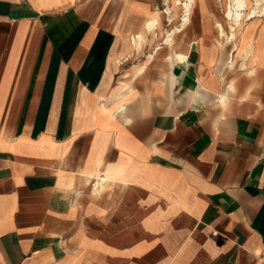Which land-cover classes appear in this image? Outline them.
Returning a JSON list of instances; mask_svg holds the SVG:
<instances>
[{"label":"crops","instance_id":"0c3cea01","mask_svg":"<svg viewBox=\"0 0 264 264\" xmlns=\"http://www.w3.org/2000/svg\"><path fill=\"white\" fill-rule=\"evenodd\" d=\"M202 6L148 53L153 0H0V264H264V26Z\"/></svg>","mask_w":264,"mask_h":264},{"label":"bare ground","instance_id":"6f19581e","mask_svg":"<svg viewBox=\"0 0 264 264\" xmlns=\"http://www.w3.org/2000/svg\"><path fill=\"white\" fill-rule=\"evenodd\" d=\"M196 1L197 0H176V5H181L183 8V13L181 15V22L178 25H173L171 29L167 30L166 32L167 38L165 40L166 44L172 45L176 34L183 31L190 23L191 14ZM249 1L251 0H229L228 9L225 11V16H224L230 25L229 31L226 30L223 23L221 22L217 23L219 35L222 38H225L226 43H233L232 45L234 46V50H238L239 48L238 39H240L239 34L244 23H246L249 20H253L257 17L264 16V0H253V5L251 6L249 5ZM171 2L172 0H164V3L167 5L166 11L169 14L168 17L172 24L174 19L172 15L173 6ZM160 21H161L160 13L156 14L154 18L149 19V21L145 24V33H149V34L156 33ZM158 48L155 49V51H157ZM253 48H254L253 45H248L243 50V54H245L246 59H250L253 56ZM151 57H154L153 53L150 54V58ZM185 58L186 55L183 53L175 54V60H185ZM229 63L232 65L234 64V60L232 57L229 59ZM243 65L245 66V64Z\"/></svg>","mask_w":264,"mask_h":264},{"label":"rangeland","instance_id":"374dc122","mask_svg":"<svg viewBox=\"0 0 264 264\" xmlns=\"http://www.w3.org/2000/svg\"><path fill=\"white\" fill-rule=\"evenodd\" d=\"M38 4H44L46 3L47 5H54L57 4L59 2L65 1V0H36ZM202 1V8H203V13L206 14V16L210 13L211 17L216 21V28H217V23L221 22L223 23L224 27L226 28L227 31L230 30V25L228 23V21L226 20L225 16V11L228 9V4H229V0H201ZM154 5H155V9L158 10L160 12L161 15V21L160 24L158 25V29L156 31V33L158 34L157 39L152 38V42H147V44H145V51H147L148 53H151L153 51V49L156 47V45L158 43H162L165 37V32L166 30H169L173 27V25H178L181 22V15L183 13V8L181 5H176V0H172V6H173V10H172V15H173V23L170 25L168 22V12L166 11L167 5L164 3V0H153ZM199 3L200 0L196 1L195 6L193 8L192 14H191V19H195V18H199ZM208 3V8L209 11L206 7ZM249 5H253V0L249 1ZM170 21V20H169ZM191 21V20H190ZM253 25L254 30L255 29H261L264 26V16L262 17H257L253 20H249L246 23H244L240 34H239V38L238 39V50H235L234 53H237L239 55L243 54V50L245 49L246 46L248 45H253V56L256 54V52L259 50V42L255 41V42H248L246 40V36L248 34H252L253 31H251L250 27ZM257 26V27H256ZM218 28L216 30V38H218L220 40V43H226L225 38H220L219 37V32ZM251 31V33H250ZM188 33V29L185 30L184 32L178 33L175 39V43L172 47L167 48V45L163 44L162 46L164 47L163 50H169L170 52L177 50L181 45V39L184 35H186ZM150 37H152V35H150ZM255 43V44H254ZM228 50L231 49V46L233 47L234 50V46L232 45L233 43H228ZM241 45V47H240ZM241 48V49H240ZM238 51V52H237ZM233 54H231V57L233 58ZM252 56V57H253ZM251 57V58H252ZM230 59V58H229ZM234 60V59H233ZM232 65V64H231Z\"/></svg>","mask_w":264,"mask_h":264},{"label":"built area","instance_id":"2783aa9c","mask_svg":"<svg viewBox=\"0 0 264 264\" xmlns=\"http://www.w3.org/2000/svg\"><path fill=\"white\" fill-rule=\"evenodd\" d=\"M169 22V24H171V22L170 21H168Z\"/></svg>","mask_w":264,"mask_h":264}]
</instances>
